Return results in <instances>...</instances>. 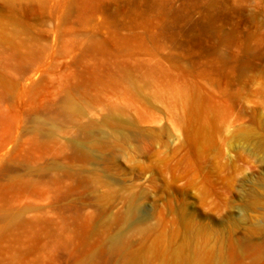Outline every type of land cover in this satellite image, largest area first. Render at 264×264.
<instances>
[{"label":"rangeland","instance_id":"rangeland-1","mask_svg":"<svg viewBox=\"0 0 264 264\" xmlns=\"http://www.w3.org/2000/svg\"><path fill=\"white\" fill-rule=\"evenodd\" d=\"M113 108L150 136L85 158ZM131 196L160 238L125 224ZM155 241L141 264H264V0H0V264Z\"/></svg>","mask_w":264,"mask_h":264},{"label":"bare ground","instance_id":"bare-ground-1","mask_svg":"<svg viewBox=\"0 0 264 264\" xmlns=\"http://www.w3.org/2000/svg\"><path fill=\"white\" fill-rule=\"evenodd\" d=\"M69 112L81 111V108L69 100L67 103ZM124 110L120 108H113L108 111L107 116L102 123L92 125V130L87 129L89 135L86 139H77L74 141L76 149L87 159H99L103 156L105 146H116L121 141L130 139L131 137L143 138V136H150L146 130L138 128L134 120L126 116ZM130 204L124 213L122 219L125 224H129L134 228L142 231L146 236L157 235L161 237V233L157 232L156 227L149 223V216L139 212V205L141 204L140 197H130ZM110 247L117 251L125 248V234L120 231L110 236ZM157 242L155 241L150 247H143L138 252L130 253L128 258L129 264L145 263L148 259L149 250L156 251ZM191 256L189 250V241L184 237L180 244L173 250L172 257L174 262L178 260H185Z\"/></svg>","mask_w":264,"mask_h":264}]
</instances>
